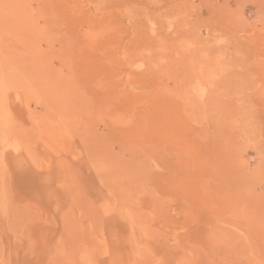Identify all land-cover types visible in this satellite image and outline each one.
<instances>
[{
	"label": "rangeland",
	"instance_id": "obj_1",
	"mask_svg": "<svg viewBox=\"0 0 264 264\" xmlns=\"http://www.w3.org/2000/svg\"><path fill=\"white\" fill-rule=\"evenodd\" d=\"M0 264H264V0H0Z\"/></svg>",
	"mask_w": 264,
	"mask_h": 264
},
{
	"label": "bare ground",
	"instance_id": "obj_2",
	"mask_svg": "<svg viewBox=\"0 0 264 264\" xmlns=\"http://www.w3.org/2000/svg\"><path fill=\"white\" fill-rule=\"evenodd\" d=\"M93 7L98 10L106 5L114 4L117 0H91ZM129 12V11H128ZM132 13V12H131ZM137 13V12H136ZM145 13V11H144ZM133 14V13H132ZM134 17V16H133ZM212 23V22H211Z\"/></svg>",
	"mask_w": 264,
	"mask_h": 264
}]
</instances>
